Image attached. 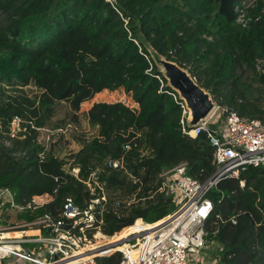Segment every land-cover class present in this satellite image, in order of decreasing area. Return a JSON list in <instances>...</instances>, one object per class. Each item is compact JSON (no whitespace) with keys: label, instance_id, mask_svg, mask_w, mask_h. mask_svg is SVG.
I'll list each match as a JSON object with an SVG mask.
<instances>
[{"label":"trees","instance_id":"1","mask_svg":"<svg viewBox=\"0 0 264 264\" xmlns=\"http://www.w3.org/2000/svg\"><path fill=\"white\" fill-rule=\"evenodd\" d=\"M240 1L0 0V189L19 203L52 195L48 212L67 197L84 208L91 196L83 182L96 171L106 195L101 232L108 237L138 219L151 224L173 212L160 175L185 163L188 176L207 179L215 170L213 148L204 133H182V109L170 95L176 92L146 44L188 69L218 106L264 122V0L249 9L246 27L236 24ZM28 87L37 93L29 95ZM118 90L134 107L96 102L80 112L96 95ZM59 103L68 113L52 128L79 130V150L63 157V136L47 150L36 131L51 125ZM81 114L93 136L81 131ZM14 117L20 132L12 138ZM110 161L122 164L112 168ZM207 196L213 211L205 231L207 243L217 246L215 264H264V169L248 167ZM120 257L97 260L119 264Z\"/></svg>","mask_w":264,"mask_h":264},{"label":"built area","instance_id":"2","mask_svg":"<svg viewBox=\"0 0 264 264\" xmlns=\"http://www.w3.org/2000/svg\"><path fill=\"white\" fill-rule=\"evenodd\" d=\"M256 1L241 0L235 6L237 25L246 27L252 20L249 9L255 7ZM170 95L182 109V133L192 138L204 133L213 148L215 170L210 177L203 181L193 179L186 174L185 163L163 172L161 190L171 198L174 211L151 224L138 219L111 237L101 235L106 195L96 171L83 182L91 196L84 208L67 197L59 208L48 212L45 207L52 203V195L32 196L27 202L19 203L13 192L1 188L0 262L99 264L98 258L119 253V264H202L209 245L205 222L213 211V202L207 195L221 180L238 179L248 167L264 169V122L243 119L233 108L215 103L210 115L190 129L184 100L177 93ZM19 125L20 119L14 117L10 137L20 132ZM41 130L43 128L36 129L37 133ZM48 140L49 137L46 142ZM37 142L46 147L38 136ZM125 150H129V146ZM38 157L42 161L44 152ZM121 164V161L107 163L112 168ZM72 171L77 177L79 170ZM125 229L128 233L119 236ZM100 237L105 238L103 242Z\"/></svg>","mask_w":264,"mask_h":264},{"label":"rangeland","instance_id":"3","mask_svg":"<svg viewBox=\"0 0 264 264\" xmlns=\"http://www.w3.org/2000/svg\"><path fill=\"white\" fill-rule=\"evenodd\" d=\"M258 68H261V66L259 65ZM25 91L29 95H32V96L37 93V91H35V89L32 87L26 88ZM96 102H122L129 107H134L130 97L127 96L123 91H121V90H118L115 92L103 91L102 93L96 95L91 101L82 104L80 107V112L81 113L86 112L90 108V106ZM67 113H68L67 105L65 103H59L56 106L55 116L50 123L51 125H49V127L43 128V130L38 132V138L43 143L45 142L47 150L50 148L52 143H57V141L63 136V138L59 142L60 149H61L59 151L60 157L69 156V154L71 152L74 153V152L78 151L80 148L79 144L76 141V133H77V131H79L77 128L73 127L72 125H69L68 127H65V128H62V127L61 128H52L54 122L63 119ZM81 116H82V114H81ZM81 118H82L81 122H80L81 131L86 133L85 137L86 136H93L94 131L89 128V126L87 125L83 116ZM76 129H77V131H76ZM49 133H53V134H49ZM47 137H49V140L46 142ZM72 172L73 171H71V173ZM101 235H103V234L101 233ZM103 236H105V235H103ZM105 237H108V236H105ZM100 240H101L100 242H103L104 239L101 238ZM216 250H217V246H215V244L210 243L208 245V249H207V251H206V253L202 259V264H215L214 255H215ZM8 262L9 261L7 260L4 264H16L14 262H10V263H8ZM0 264H2V263L0 262Z\"/></svg>","mask_w":264,"mask_h":264},{"label":"water","instance_id":"4","mask_svg":"<svg viewBox=\"0 0 264 264\" xmlns=\"http://www.w3.org/2000/svg\"><path fill=\"white\" fill-rule=\"evenodd\" d=\"M146 48L167 82V86L176 92L180 99L184 100L188 113L187 126L192 129L205 120L215 107V103L209 93L200 87L187 69L168 61L165 57L146 44ZM68 226L64 227L66 230Z\"/></svg>","mask_w":264,"mask_h":264},{"label":"bare ground","instance_id":"5","mask_svg":"<svg viewBox=\"0 0 264 264\" xmlns=\"http://www.w3.org/2000/svg\"><path fill=\"white\" fill-rule=\"evenodd\" d=\"M191 135H193V133H191ZM100 238H103V237H100ZM103 239H105V238H103ZM110 240H112V239H110ZM109 241V240H108ZM94 247H95V245H94Z\"/></svg>","mask_w":264,"mask_h":264},{"label":"crops","instance_id":"6","mask_svg":"<svg viewBox=\"0 0 264 264\" xmlns=\"http://www.w3.org/2000/svg\"><path fill=\"white\" fill-rule=\"evenodd\" d=\"M91 107V106H90Z\"/></svg>","mask_w":264,"mask_h":264}]
</instances>
